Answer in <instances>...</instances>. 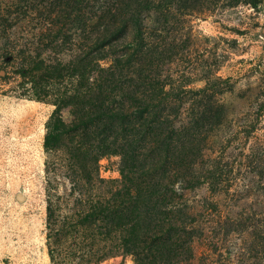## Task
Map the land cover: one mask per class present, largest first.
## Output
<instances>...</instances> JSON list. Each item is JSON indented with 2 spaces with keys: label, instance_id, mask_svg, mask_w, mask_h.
Wrapping results in <instances>:
<instances>
[{
  "label": "rangeland",
  "instance_id": "1",
  "mask_svg": "<svg viewBox=\"0 0 264 264\" xmlns=\"http://www.w3.org/2000/svg\"><path fill=\"white\" fill-rule=\"evenodd\" d=\"M10 1L0 0V17ZM39 1L40 13L68 21L66 0H50L51 13ZM116 1L86 6L84 19L94 18L86 32L92 40L105 36L103 46L117 55L126 49L135 57V49L142 54L150 45L148 74L163 83L171 113L168 131L174 142L183 134L194 138L189 158L213 174L196 188L173 194V209L196 216L174 264H264V170H253L264 163V0H202L191 13L169 0ZM107 2L126 10L150 8L141 13L144 38L137 37L135 18L121 28L108 25ZM112 58L102 64L110 65ZM25 86L31 85L0 57V264H53L49 216L59 223L77 219L89 209L91 192L77 190L65 149L46 146L55 104L24 94ZM121 169L119 153L99 158L105 197L123 185ZM97 224L89 237L112 241ZM69 254L63 261L73 262L79 253ZM94 264L138 263L133 253L119 252Z\"/></svg>",
  "mask_w": 264,
  "mask_h": 264
},
{
  "label": "trees",
  "instance_id": "2",
  "mask_svg": "<svg viewBox=\"0 0 264 264\" xmlns=\"http://www.w3.org/2000/svg\"><path fill=\"white\" fill-rule=\"evenodd\" d=\"M37 1H10L0 17V57L31 85L25 86L24 94L55 104L46 146L53 151L65 149L77 190L83 195L87 189L91 192L86 200L89 209L77 219L59 223L49 216L53 264H94L119 252L133 253L138 264H174V257L183 254L178 250L181 240L196 226V216L173 209V194L192 190L204 177L213 179V174L189 158L194 138L183 134L174 142L168 131L171 113L168 98L162 95L163 83L154 82L148 74L150 45L142 54L135 49L138 55L132 57L130 50L117 55L106 49L102 34L92 40L86 31L94 18L84 17L86 6L94 0L64 1L68 21L61 23L55 16L40 13ZM169 1L168 5L178 2L182 13H191L202 0ZM53 7L54 2L44 0L42 8L48 13ZM124 8L107 2L103 11L109 15L108 25L121 28L135 18L137 37L144 38L141 13L150 8ZM169 12L162 13L168 16ZM95 40V46H89ZM107 56L113 57L108 66L102 64ZM109 152L122 156L124 179L120 188L109 189L105 197L99 158ZM253 167L263 173L264 163ZM95 223L112 241L89 237ZM75 250L77 260L63 261L62 255L70 257Z\"/></svg>",
  "mask_w": 264,
  "mask_h": 264
}]
</instances>
